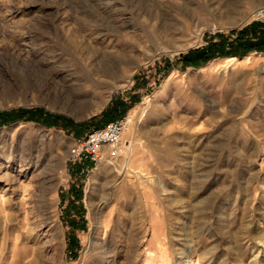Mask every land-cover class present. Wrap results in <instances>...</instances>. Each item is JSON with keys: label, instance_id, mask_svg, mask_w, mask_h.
Returning <instances> with one entry per match:
<instances>
[{"label": "rangeland", "instance_id": "rangeland-1", "mask_svg": "<svg viewBox=\"0 0 264 264\" xmlns=\"http://www.w3.org/2000/svg\"><path fill=\"white\" fill-rule=\"evenodd\" d=\"M263 5L0 0V264H264V52L181 61L264 33L242 24ZM91 66L103 88L73 92ZM118 109L136 135L117 160L71 166Z\"/></svg>", "mask_w": 264, "mask_h": 264}, {"label": "built area", "instance_id": "built-area-1", "mask_svg": "<svg viewBox=\"0 0 264 264\" xmlns=\"http://www.w3.org/2000/svg\"><path fill=\"white\" fill-rule=\"evenodd\" d=\"M258 17H264L259 13ZM125 115L105 126L90 131L85 137L74 140L67 158L71 166H98L109 157L117 158L122 153V141L128 127Z\"/></svg>", "mask_w": 264, "mask_h": 264}, {"label": "trees", "instance_id": "trees-1", "mask_svg": "<svg viewBox=\"0 0 264 264\" xmlns=\"http://www.w3.org/2000/svg\"><path fill=\"white\" fill-rule=\"evenodd\" d=\"M256 26L253 24L240 32L235 31L232 35H236L237 37L231 42L229 38L219 35L220 41L218 43H209L208 47L191 51L189 54L181 57V61L186 65L198 67L220 56L242 58L251 52H264V33H259L255 28ZM125 114L123 109L116 110L114 118H108L98 128L123 117Z\"/></svg>", "mask_w": 264, "mask_h": 264}, {"label": "bare ground", "instance_id": "bare-ground-1", "mask_svg": "<svg viewBox=\"0 0 264 264\" xmlns=\"http://www.w3.org/2000/svg\"><path fill=\"white\" fill-rule=\"evenodd\" d=\"M257 0H225V6L229 9V11H231V12H239L240 10H241V8L243 7V4L245 5V4H254L255 2H256ZM245 2H247V3H245ZM212 3V2H211ZM157 5H158V3H157ZM163 6V5H162ZM224 7V6H223ZM244 8V7H243ZM204 9V8H203ZM219 9H221V8H219ZM175 10L176 11H178V12H180V11H183L180 7H178V8H175ZM222 10V9H221ZM205 11V10H204ZM228 11V12H229ZM164 12V11H163ZM207 12H208V14H211L208 10H207ZM259 13H264V5H263V7H261L260 9H258L254 14H252V15H247L244 19H243V21H242V24H244V23H249L250 21H251V18L252 19H255V18H257L259 15ZM165 17H167V16H165ZM151 19V18H150ZM217 19V18H216ZM172 22V21H171ZM144 25V24H143ZM174 26H176L177 24H173ZM173 25H171V26H173ZM239 25V24H238ZM174 26L171 28V30H173V32L174 33H176V34H182L183 32H184V30H183V27H179V28H175L174 29ZM217 26V25H216ZM149 27V26H148ZM215 28V27H214ZM184 29H185V27H184ZM217 29V28H216ZM186 30V29H185ZM213 30V29H212ZM215 31V30H214ZM180 37V36H179ZM178 38V37H177ZM151 41V40H150ZM169 41V40H168ZM153 45V44H152ZM183 46V45H182ZM185 48V47H184ZM186 49V48H185ZM182 50H184V49H182ZM258 56L259 55H261V54H257ZM151 60V59H150ZM232 60H236V58H232ZM145 64V63H144ZM93 66V65H92ZM91 66V68L90 69H84L83 70V73H84V77L83 78H81V79H75L74 81L73 80H71V78H69V77H67V76H65V77H63L64 78V81L65 82H68V83H71L70 84V86H72V91L73 92H75V93H77V94H79L81 91H82V89L83 88H85L86 87V84H91V86L93 87V88H95V89H98V91L99 90H101L102 88H103V80H102V75H104V74H106V72L104 71V70H101V68H98V67H96V66H94V67H92ZM138 65H136V67H137ZM138 69V68H137ZM136 69V70H137ZM132 73H134L133 71H132ZM111 75V74H110ZM115 75V74H114ZM127 81V80H126ZM125 82V81H124ZM130 84V83H129ZM126 85V84H125ZM123 85H117V86H113L112 88H111V92H110V96H109V98L111 97V94L113 93V91H117L118 90V88H120V87H122ZM63 89H65V88H63ZM70 97V96H69ZM105 106V102L103 103V104H101V105H98V106H95L96 108H94L95 110H94V112H97V111H101V110H103V107ZM127 121H128V127H127V131H129V130H131V133H130V137H131V140L132 139H134V135H136V134H134V123H133V117H130V116H128L127 117ZM137 131V130H136ZM132 147H133V143L131 142L130 143V145L128 146V150H129V152H132ZM129 152H128V154H129ZM133 155V154H132ZM116 159V158H115ZM117 160V159H116ZM110 161V160H109ZM27 162V161H26ZM111 162V161H110ZM109 162V163H110ZM112 163V162H111ZM129 164V163H128ZM106 167V169H107V172H110V171H108V170H111L112 169V167L114 168L115 167V164H108V165H106L105 166ZM1 169V168H0ZM21 169V168H20ZM19 169V170H20ZM125 169H128V170H131L130 169V167L128 166V165H126L125 167H124V169H123V172H121L122 174H120L119 176L122 178V175L124 174L125 175ZM122 170V169H121ZM1 172V171H0ZM127 172V171H126ZM24 173V172H23ZM9 174V173H8ZM7 174V175H8ZM12 177V176H11ZM13 177H14V175H13ZM32 178V177H31ZM125 179V178H124ZM124 179H120L121 181H120V183L121 182H123V180ZM148 180V179H147ZM32 181V180H31ZM151 182V181H150ZM13 183V182H12ZM25 184V183H24ZM19 185V184H18ZM23 185V183L21 184V186ZM117 185V184H116ZM20 187V186H19ZM24 187V186H23ZM25 188V187H24ZM26 189V188H25ZM27 190V189H26ZM23 191H24V189H23ZM25 192V191H24ZM25 195H26V193H25ZM2 204V203H1ZM109 204V199H107L106 201H104V202H102L100 205H98L99 206V212H101L107 205ZM39 207V206H38ZM1 208V207H0ZM42 208V207H41ZM31 209V208H30ZM40 209V208H39ZM6 215V214H5ZM3 216V215H2ZM25 216V215H24ZM27 216V215H26ZM4 218V217H3ZM25 219H28V216H27V218L25 217ZM23 221V220H22ZM26 221V220H25ZM28 221V220H27ZM37 221V220H36ZM40 222V221H39ZM25 223V222H24ZM41 223V222H40ZM19 226V225H18ZM33 226V225H32ZM21 227V226H20ZM39 236V235H38ZM158 242V241H157ZM161 247V246H160ZM161 249H162V247H161ZM161 249H160V251H161ZM165 251H167V250H165ZM28 253V252H27ZM162 253V252H161ZM165 253V252H164ZM28 255V254H27ZM167 256V255H166ZM28 257V256H27ZM30 257V256H29ZM162 257V256H161ZM151 260V259H150ZM152 260H154V259H152ZM166 261V260H165ZM192 261V260H191ZM191 263V262H190ZM153 264V263H152ZM161 264H165V263H161Z\"/></svg>", "mask_w": 264, "mask_h": 264}]
</instances>
